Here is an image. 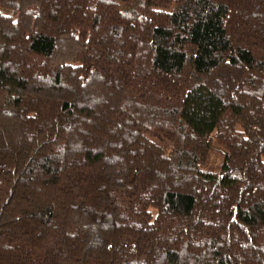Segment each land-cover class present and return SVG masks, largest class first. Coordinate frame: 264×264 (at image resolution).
<instances>
[{
    "label": "trees",
    "instance_id": "16d2710c",
    "mask_svg": "<svg viewBox=\"0 0 264 264\" xmlns=\"http://www.w3.org/2000/svg\"><path fill=\"white\" fill-rule=\"evenodd\" d=\"M0 264H264V0H0Z\"/></svg>",
    "mask_w": 264,
    "mask_h": 264
},
{
    "label": "rangeland",
    "instance_id": "374dc122",
    "mask_svg": "<svg viewBox=\"0 0 264 264\" xmlns=\"http://www.w3.org/2000/svg\"><path fill=\"white\" fill-rule=\"evenodd\" d=\"M221 161H222L221 151H219V149L216 147L210 155L209 164L206 167H204V169L211 168L217 170L218 166L221 164Z\"/></svg>",
    "mask_w": 264,
    "mask_h": 264
}]
</instances>
